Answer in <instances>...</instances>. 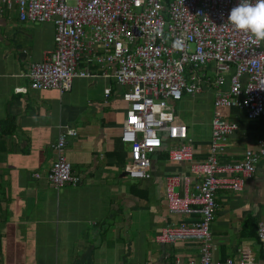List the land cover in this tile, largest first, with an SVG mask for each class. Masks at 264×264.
<instances>
[{
  "label": "crops",
  "instance_id": "0c3cea01",
  "mask_svg": "<svg viewBox=\"0 0 264 264\" xmlns=\"http://www.w3.org/2000/svg\"><path fill=\"white\" fill-rule=\"evenodd\" d=\"M55 34L51 22H22L16 8L0 12V264H199L202 245L196 240L166 247L156 237L170 224L201 220L200 214H169L166 177L187 178L190 191L201 180L187 165L168 161L166 151L174 145L168 141L152 157L150 179L126 174L130 151L121 133L127 89L117 85L113 73L105 78L98 66H84L90 77L76 80L69 93L31 89L29 68L54 53ZM199 98L170 105L176 122L187 127L194 159L204 161L213 103L204 136L197 127L198 113H206ZM177 103H183L178 113ZM225 115L237 130L221 161L239 162L264 140V117L248 119L237 108ZM66 130L78 132L69 136L66 157L80 182L57 189L48 174L56 161L53 146ZM217 202L210 228L214 264L237 260L242 252L249 264H261L257 226L264 222V158L241 192L219 190Z\"/></svg>",
  "mask_w": 264,
  "mask_h": 264
},
{
  "label": "built area",
  "instance_id": "2783aa9c",
  "mask_svg": "<svg viewBox=\"0 0 264 264\" xmlns=\"http://www.w3.org/2000/svg\"><path fill=\"white\" fill-rule=\"evenodd\" d=\"M239 2L0 0V12L16 8L22 22L55 26L56 50L29 68L33 91L69 93L76 80L90 77L85 67L91 65L98 66L105 78L112 72L117 85L127 89L129 109L121 141L129 147L126 171L131 178L150 179L152 157L164 141L174 144L166 151L168 161L187 165L189 174L201 181L190 191L187 178L166 177L167 211L173 216L200 214L201 220L170 224L157 234L156 242L167 247L196 240L202 245L199 264H214L210 228L218 210L217 192H241L264 158V140H260L258 150L245 151L239 162L221 161L228 137L237 130L225 110L240 109L248 119L264 117V42L253 43L249 34L228 23ZM209 91L214 93L212 139L208 158L198 161L187 127L176 122L170 103ZM110 95L107 90L106 98ZM77 135L76 130L62 131L53 146L56 161L48 181L57 189L80 182L66 157L69 136ZM257 240L264 264V222L257 226ZM165 261L159 264H169ZM224 264H249L248 255L242 252L237 260Z\"/></svg>",
  "mask_w": 264,
  "mask_h": 264
},
{
  "label": "clouds",
  "instance_id": "9594fccd",
  "mask_svg": "<svg viewBox=\"0 0 264 264\" xmlns=\"http://www.w3.org/2000/svg\"><path fill=\"white\" fill-rule=\"evenodd\" d=\"M228 23L249 34L253 43L264 42V0H240L228 15ZM177 41V46H179Z\"/></svg>",
  "mask_w": 264,
  "mask_h": 264
},
{
  "label": "rangeland",
  "instance_id": "374dc122",
  "mask_svg": "<svg viewBox=\"0 0 264 264\" xmlns=\"http://www.w3.org/2000/svg\"><path fill=\"white\" fill-rule=\"evenodd\" d=\"M205 96H207V97L205 98ZM208 98H210V100H208ZM213 98H214V93L211 91L207 92L205 95H203L199 98L200 99V105L199 106H200L202 111L204 110V112H205V110H206V113L203 115L201 113H198L197 127L199 128V130L202 132V134L204 136H206V134L209 132V129H208L209 126L206 124H208V122H209L208 116H209L210 111H211V104L213 103ZM183 100H182V102H183ZM186 102L190 103L189 100H186ZM182 107H183V103H177L176 104V112L178 113L182 109ZM212 113H213V106H212Z\"/></svg>",
  "mask_w": 264,
  "mask_h": 264
},
{
  "label": "trees",
  "instance_id": "16d2710c",
  "mask_svg": "<svg viewBox=\"0 0 264 264\" xmlns=\"http://www.w3.org/2000/svg\"><path fill=\"white\" fill-rule=\"evenodd\" d=\"M185 98H186V97H185ZM188 98H189V97H188ZM182 99H183V98H182ZM182 99H181V100H182ZM172 246H173V245H172ZM0 251H1V248H0Z\"/></svg>",
  "mask_w": 264,
  "mask_h": 264
},
{
  "label": "water",
  "instance_id": "95a60500",
  "mask_svg": "<svg viewBox=\"0 0 264 264\" xmlns=\"http://www.w3.org/2000/svg\"><path fill=\"white\" fill-rule=\"evenodd\" d=\"M126 174L129 175L128 172H126Z\"/></svg>",
  "mask_w": 264,
  "mask_h": 264
}]
</instances>
